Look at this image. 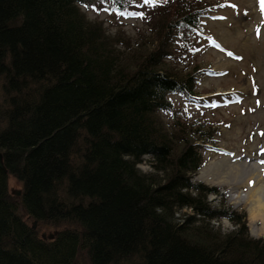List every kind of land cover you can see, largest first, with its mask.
Segmentation results:
<instances>
[{"label":"trees","instance_id":"1","mask_svg":"<svg viewBox=\"0 0 264 264\" xmlns=\"http://www.w3.org/2000/svg\"><path fill=\"white\" fill-rule=\"evenodd\" d=\"M142 1L0 0V264H264L244 214L211 207L218 189L191 182L194 132L176 121L169 134L162 119L175 117L169 96L193 95L199 67L186 63L207 5ZM80 8L141 12L151 48L122 63L118 35ZM220 219L235 229L210 224Z\"/></svg>","mask_w":264,"mask_h":264},{"label":"rangeland","instance_id":"2","mask_svg":"<svg viewBox=\"0 0 264 264\" xmlns=\"http://www.w3.org/2000/svg\"><path fill=\"white\" fill-rule=\"evenodd\" d=\"M200 1L207 5V9L199 18L197 33L200 39L196 51L186 63L187 66L199 67L194 92L190 97L179 94L169 96L175 117L173 119L166 115L162 119L169 134L168 125L176 121L194 132L189 136L190 142L196 145L203 165L193 175L191 182L218 189L210 206L244 214L248 235L255 239L264 238V210L258 219L253 220V205L248 196L251 189L255 188L254 179L257 175L263 188L256 196L264 201V164L260 163L264 160V136L260 135L264 133V19L258 0ZM159 2L161 0H154L152 4ZM134 5L139 9L144 3L142 1V5L140 2ZM144 9L148 12V5ZM80 11L88 21L101 23L111 38L118 35L119 43L114 48L122 55V63L128 64L129 58L139 57L151 48L154 40L150 39L139 18L141 12L100 11L95 14L83 8ZM257 29L260 30L259 36ZM237 100L240 102L236 103ZM1 101L0 90V105ZM208 129L213 133L211 140L206 141L201 133ZM180 147L181 144L177 148ZM142 160L137 168L142 173H148V158L143 157ZM251 162L259 166L256 172L251 173V169L244 165ZM210 163L214 164L211 169L217 174L212 177V181L201 179L202 169ZM6 190L9 193L20 192L21 185L7 176ZM219 192L222 193L221 199ZM236 193L243 198L234 199ZM177 213L180 217L191 212L185 209ZM23 220L27 221L26 218ZM210 224L224 233L235 229L225 219L213 220ZM53 231L45 227L40 228L38 234Z\"/></svg>","mask_w":264,"mask_h":264},{"label":"bare ground","instance_id":"3","mask_svg":"<svg viewBox=\"0 0 264 264\" xmlns=\"http://www.w3.org/2000/svg\"><path fill=\"white\" fill-rule=\"evenodd\" d=\"M244 165L247 166L248 169H251V171H252L251 173L256 172L255 169L259 168V166L257 167V165L254 164L253 162L248 163V164H244ZM213 166H214V164L210 163V165H208L206 168L202 169L201 175H200L201 179L212 181V177L215 174H217L216 171H212L213 169H211V168H213ZM228 171H230V168H229ZM245 180L246 179H244V181ZM254 180H255V188L251 189V191L248 193L251 205H253L252 209H251V217H252L253 220H255L256 218L258 219V217L261 216V213L264 210V201L261 200V199H258L257 196H256V193L258 195L260 192H262L263 186H261V184H259V182H258L259 181V176L255 175V179ZM238 198H239L238 195H236L234 197V199H238Z\"/></svg>","mask_w":264,"mask_h":264},{"label":"snow or ice","instance_id":"4","mask_svg":"<svg viewBox=\"0 0 264 264\" xmlns=\"http://www.w3.org/2000/svg\"><path fill=\"white\" fill-rule=\"evenodd\" d=\"M143 3L145 4V5H150V4H152V3H154V0H143ZM258 3H259V7H260V11H261V16H262V19H264V0H258ZM229 6H232V5H229ZM221 7H223V5H221ZM232 7H234V6H232ZM139 18H143V15L142 14H139ZM257 34H258V36H259V34H260V30L259 29H257ZM229 55H231V53H229ZM253 94L255 95L256 93H255V89H254V91H253ZM236 103H239L240 101L239 100H237V101H235ZM257 106H259V101H257ZM260 135L261 136H264V133H260ZM260 163L261 164H264V160H262V161H260ZM250 186H251V182H250Z\"/></svg>","mask_w":264,"mask_h":264},{"label":"water","instance_id":"5","mask_svg":"<svg viewBox=\"0 0 264 264\" xmlns=\"http://www.w3.org/2000/svg\"><path fill=\"white\" fill-rule=\"evenodd\" d=\"M0 170L3 171V172H5V169L3 168V165H2V156H1V154H0ZM11 194L17 197V196L20 195V192H19V191H16V192H13V193H11ZM31 228H32V229L35 228V221H33V222L31 223ZM55 234H56V232H52V233H48V234L41 233V234H40V238H41L42 240H45V239H47V240H52L53 237L55 236Z\"/></svg>","mask_w":264,"mask_h":264},{"label":"built area","instance_id":"6","mask_svg":"<svg viewBox=\"0 0 264 264\" xmlns=\"http://www.w3.org/2000/svg\"><path fill=\"white\" fill-rule=\"evenodd\" d=\"M220 193V192H219ZM238 194V196H239V198L240 197H242L239 193H236L235 194V196ZM219 196V199L221 198V196H222V193H220V195H218ZM216 198V195H210L209 197H208V199L209 200H214Z\"/></svg>","mask_w":264,"mask_h":264}]
</instances>
